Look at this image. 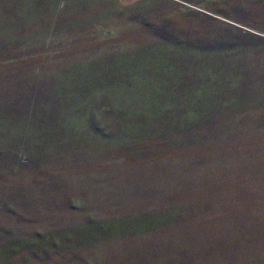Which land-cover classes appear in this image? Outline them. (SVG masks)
<instances>
[{
    "label": "rangeland",
    "instance_id": "obj_1",
    "mask_svg": "<svg viewBox=\"0 0 264 264\" xmlns=\"http://www.w3.org/2000/svg\"><path fill=\"white\" fill-rule=\"evenodd\" d=\"M0 264H264V0H0Z\"/></svg>",
    "mask_w": 264,
    "mask_h": 264
}]
</instances>
